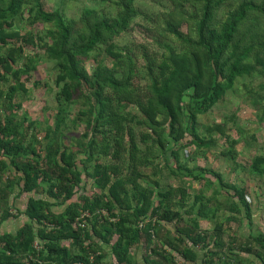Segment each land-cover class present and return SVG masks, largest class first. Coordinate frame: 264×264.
I'll use <instances>...</instances> for the list:
<instances>
[{
    "label": "trees",
    "instance_id": "1",
    "mask_svg": "<svg viewBox=\"0 0 264 264\" xmlns=\"http://www.w3.org/2000/svg\"><path fill=\"white\" fill-rule=\"evenodd\" d=\"M108 1L111 13L85 7L72 18L43 0H0V224L17 213L26 217L15 232L0 233V264H72L91 255L90 264H139V251L145 264H183L178 243L205 245L207 236L196 220L183 219L186 189L151 177L168 151L176 163L163 160L171 175L201 181L193 195L200 216L219 194L233 198L227 188L250 215L243 188L181 160L186 147L216 145L217 132L230 145L221 154L235 161L237 140L224 124L201 125L199 117L238 78L264 79V0H164L167 8L145 29L155 49L117 45L141 11L136 0ZM16 20L41 23V31L13 28ZM39 58L54 62L59 86L55 112L42 128L15 101L28 93ZM247 170L264 175V155L252 156ZM87 180L97 192L85 190ZM15 189L28 197L14 214ZM57 203L64 207L55 211ZM85 210L90 216L81 219ZM263 239L253 237L262 247Z\"/></svg>",
    "mask_w": 264,
    "mask_h": 264
},
{
    "label": "rangeland",
    "instance_id": "2",
    "mask_svg": "<svg viewBox=\"0 0 264 264\" xmlns=\"http://www.w3.org/2000/svg\"><path fill=\"white\" fill-rule=\"evenodd\" d=\"M5 1V0H4ZM44 6L49 9H60L67 17L78 18L85 7H95L101 12L111 13L112 7L108 0H43ZM137 7L141 11V15L136 17L131 22V30L116 40L117 45L126 43H145L151 48H157V45L152 42V38L148 36L146 27L150 26L151 19L155 14L167 8V3L164 0H136ZM26 16V14H25ZM13 28H21V30L34 29L41 31L42 24L37 23L29 25L25 20H16ZM30 49L27 48V52ZM107 64H110V59L103 56ZM91 61L87 62L88 68L91 67ZM56 69L54 62L48 59L39 58L36 63V68L31 72V77L26 83L28 87L27 94H20L15 101H22V110L27 113L31 119H36L41 122L38 127H43V119L47 114L55 112L57 101L56 92L59 86L55 82ZM39 84L34 86L33 82ZM264 79L254 75L251 77L238 78L231 90H228L222 98L213 105L207 113L199 117L201 125H209L214 123L224 124L226 132L232 138L237 140L234 145L236 152L235 161L221 154L230 145L224 136L215 132L213 135L216 138V145L209 148L196 149L194 147H186L182 151V162L187 163L189 167L202 166L208 167L222 174L224 181L233 183L235 186L243 188L246 200L253 205L264 202V175H258L248 172L247 168L250 158L254 155H264V87L260 85ZM78 104L68 106V117L76 115ZM203 130V126H199ZM83 130L81 125H77L72 131L78 136ZM168 165L175 167L170 152H166L164 159H158L156 162L161 169L157 175H151L152 178L159 179L162 187L181 186L187 191V203L190 204L193 195L198 193L202 188L201 181H191L189 178L176 177L171 175L164 167V161ZM215 184L218 183L215 181ZM216 185V186H217ZM85 190L97 192V188L93 187L90 180L84 186ZM219 189V186H217ZM81 189L80 193H83ZM222 192L224 189L222 188ZM228 193L233 196L232 201L237 199L234 196V190L227 188ZM224 193V192H223ZM14 197V205L10 207V211L16 212L15 209H20L24 206L28 194H17V189L10 196ZM220 201L225 199V196L218 195ZM54 201V199H53ZM212 200L209 205L215 204ZM64 207L63 204L57 203L53 206V210L58 211ZM237 212V211H235ZM243 213V211L239 210ZM225 211L217 212V216L222 217ZM236 213V216H241ZM9 229L15 230L16 227L23 221L20 214H15V217H10ZM14 225H17L14 227Z\"/></svg>",
    "mask_w": 264,
    "mask_h": 264
},
{
    "label": "crops",
    "instance_id": "3",
    "mask_svg": "<svg viewBox=\"0 0 264 264\" xmlns=\"http://www.w3.org/2000/svg\"><path fill=\"white\" fill-rule=\"evenodd\" d=\"M218 189V188H217ZM220 189V188H219ZM220 193L222 192L219 190ZM210 194V191L208 192ZM223 193V192H222ZM221 196V194H219ZM222 199L215 200L213 205L207 204L202 216L199 214L198 206L200 203H187L181 209V213L185 223L191 222L193 219L199 224V233L206 235L205 245L201 242L194 245L189 240H184L183 243H178V250L175 252L178 263L183 264H264V246L253 240L259 234L264 235V202L249 206V217L244 211V207L237 199L235 201ZM25 206V204H24ZM24 206L21 210L24 209ZM233 207H236L233 210ZM224 210L222 217L217 216V212ZM233 210V211H232ZM243 211V213L239 212ZM237 211V212H235ZM236 213L241 216H236ZM24 222L26 217L20 214ZM10 218V217H9ZM0 224V233L3 231L15 232L9 229L10 221ZM183 223V224H185ZM165 227L173 229L172 223H164ZM222 230V231H221ZM264 244V239H263ZM249 249V250H248ZM184 252V255H182ZM143 251L136 254L139 264H145L143 261ZM186 257V258H185Z\"/></svg>",
    "mask_w": 264,
    "mask_h": 264
},
{
    "label": "built area",
    "instance_id": "4",
    "mask_svg": "<svg viewBox=\"0 0 264 264\" xmlns=\"http://www.w3.org/2000/svg\"><path fill=\"white\" fill-rule=\"evenodd\" d=\"M11 212H14V211H11ZM96 213H98V214H104V215H106L107 216V211L105 210V209H97L96 210ZM90 216V212L89 211H87V210H85V211H83V212H81V215H80V218L82 219V218H85V217H89ZM110 220H111V218H110ZM154 220V219H153ZM144 225V222H140L139 223V226L141 227V226H143ZM33 248L35 249V250H40V248H41V245H39L37 242H34V244H33ZM34 258H35V260L37 259L36 257H29V259L31 260H34ZM91 261H92V255L89 257V261L88 262H85V261H75V262H73L72 264H90L91 263Z\"/></svg>",
    "mask_w": 264,
    "mask_h": 264
}]
</instances>
